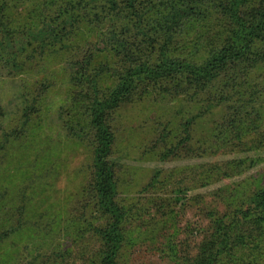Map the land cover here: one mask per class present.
I'll return each mask as SVG.
<instances>
[{
  "label": "rangeland",
  "instance_id": "rangeland-1",
  "mask_svg": "<svg viewBox=\"0 0 264 264\" xmlns=\"http://www.w3.org/2000/svg\"><path fill=\"white\" fill-rule=\"evenodd\" d=\"M137 1L142 3L140 12H151L147 0ZM65 3L0 0V11L10 26L36 30ZM69 4L72 12L57 22L58 42L49 47L30 46L19 59V69L13 75L0 76V264L89 263L99 244L91 237H85L84 243L82 224L86 220L98 224L99 214L87 192L91 149L69 130L74 120L82 118L79 107L84 104L82 97L76 96L79 86L71 78L75 71L71 61L93 55L88 69L102 87H108L116 78L112 69H117L119 61L107 48V39L102 40L103 34L117 29L118 35L132 44L134 53L144 57L149 49L152 61L165 38L162 32L156 39L143 34L140 24L145 21L136 18L127 23L113 15L112 5L104 0ZM125 23L129 30L124 32ZM188 32L183 30L174 38L173 50L196 58L202 51L194 54V36ZM242 78L238 79L241 86L229 93L226 89L225 100L216 107L214 101L202 103L204 92L190 98L189 90L186 94L166 91L162 96L141 94L113 112V151L119 164L117 199L140 216L135 222V243L122 253L123 264H183L165 254L163 244L171 239L177 255L185 249L195 254L206 232L208 212L227 208V201L213 196L216 188L225 185L236 196H246L264 185V141L260 142L259 136L264 139V62L251 69L243 82ZM236 110L239 115L231 116ZM24 119H28L27 125L18 139H3L22 127ZM188 120L186 134L181 125ZM186 135L187 141L176 155L160 159L170 142ZM237 157L244 158L243 166L249 168L231 172L229 177L216 172ZM206 175L208 186L203 185ZM153 181L162 183L161 187L150 186ZM177 187L186 191L180 203H173L172 192ZM165 201L170 208L161 206Z\"/></svg>",
  "mask_w": 264,
  "mask_h": 264
},
{
  "label": "trees",
  "instance_id": "trees-1",
  "mask_svg": "<svg viewBox=\"0 0 264 264\" xmlns=\"http://www.w3.org/2000/svg\"><path fill=\"white\" fill-rule=\"evenodd\" d=\"M76 1L65 0L67 4L59 6L55 17L36 30L10 26L0 11V76L13 75L20 67L21 55L30 46L49 47L57 43L61 36L57 22L72 12L69 3L74 4ZM117 1L104 0L112 5L113 15L122 17L127 23L139 18L145 21L140 24L143 34L156 39L157 33L162 32L165 38L160 44L158 56L151 57L155 60L152 61L148 58V46L144 48L147 57H142L133 52L132 44L121 38L117 29L103 34L102 40L107 39V48L114 52L119 61L117 69H112L116 72V78L108 87H102L100 80L93 77L88 69L93 55L85 54L82 60L71 61L75 70L71 78L79 86L75 90L76 96L80 95L84 104L79 107L83 120H74L72 128V118L69 130L74 136L86 141L91 149L92 163L87 192L94 200L99 214L98 224L88 220L82 224V235L79 229H75L83 241L85 237H91L99 244L89 257L88 264H123L122 253L134 245L135 222L140 217L129 206L121 205L117 199L119 164L113 151L116 140L110 124L113 112L121 105L138 99L141 94L158 93L162 96L168 91L186 94L187 90L190 91V98H198L204 92V98H199L202 103L214 101L216 107L222 99L225 100L226 89H229L228 93L236 91L234 88L241 86L238 79L243 77V82L251 69L264 62V46L258 47L260 42L264 43V0H158L159 4L147 0L146 3L151 4V12H140L142 3L137 0H119L125 1L123 5ZM68 4L69 7L66 6ZM157 5L160 9H157ZM127 23L124 24V32L129 30ZM183 30L193 33L194 54L202 51L200 56L194 58L189 54H175L173 40L177 35L180 37ZM106 71L111 69L108 67ZM256 91L259 93L260 90ZM207 107L205 104L204 108ZM236 109L239 110V106ZM234 113L239 115L237 110L230 115ZM27 120L24 119L18 130L3 135V139H18L25 130ZM189 125V120L181 125L186 134ZM259 136L260 142L264 141L262 134ZM187 138L188 135L174 144L170 142L160 159L176 155ZM222 142L223 145L227 144L226 141ZM239 146L245 145L239 143ZM242 150L240 148L239 151ZM244 164V158H232L224 167H218L216 172L229 177L231 172L238 174L249 168ZM209 179L206 175L203 185L208 186ZM161 184L150 182V186L156 188L161 187ZM257 187L246 196H236V192L226 190L225 185L216 188L212 192L213 196L227 201V208L223 212H208L206 232L195 254L191 255L185 249L181 255H177V248L171 239L163 244V252L183 264H264V185ZM185 191L180 187L174 189L173 203H180ZM234 198L239 199L233 202ZM161 206L170 208L169 201L163 202ZM82 253H85L84 248Z\"/></svg>",
  "mask_w": 264,
  "mask_h": 264
}]
</instances>
